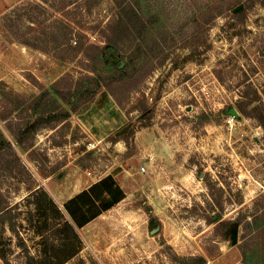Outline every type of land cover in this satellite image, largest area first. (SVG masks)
<instances>
[{"label": "rangeland", "instance_id": "rangeland-1", "mask_svg": "<svg viewBox=\"0 0 264 264\" xmlns=\"http://www.w3.org/2000/svg\"><path fill=\"white\" fill-rule=\"evenodd\" d=\"M34 1L0 0V112L5 93L11 101L12 93L32 99L68 73L75 80L90 75L100 87L60 131L37 133L48 158L40 170L0 119L1 137L31 173L27 182L0 170V191L14 204L41 186L78 223L82 249L66 264H190L198 256L206 264H242L241 248L244 264H264L259 239L245 231L264 210V0H240L238 10L227 6L232 0H164L163 15L150 0H99L72 23L47 9V23H69L72 41L101 46L96 32L111 7L123 17L139 46L123 42L122 33L103 52L108 63H90L91 71L80 54L66 62L16 39L10 21L13 30L26 20L13 22L15 7ZM131 75L135 91L123 107H109L104 85ZM110 197L118 200L104 210ZM34 208H22L16 231L36 254L38 238L18 226ZM13 229L0 218V251L20 264L25 257Z\"/></svg>", "mask_w": 264, "mask_h": 264}, {"label": "trees", "instance_id": "trees-1", "mask_svg": "<svg viewBox=\"0 0 264 264\" xmlns=\"http://www.w3.org/2000/svg\"><path fill=\"white\" fill-rule=\"evenodd\" d=\"M98 1L35 0L34 2H27L15 7L18 18L13 22H23L22 19L24 17L26 20L25 24L13 26L12 30L10 27L12 24L8 16L3 15V19H5V22L10 21L8 28L17 36V38L14 37L27 47L43 53H51L53 57L66 62L73 60L80 54L86 61L84 66L91 71L90 63L100 62L102 59H104L103 63H108L103 52L111 43H117L122 33L128 35L127 41L124 40L123 42H128L129 45L135 42L139 46L123 17L114 7H111V14L105 26L101 31L96 32L100 34L105 43L104 46H101L97 43H84L80 40L77 42L72 41V31H69V23L58 19V17L47 23L46 10L50 9L72 23L76 22V16L83 19V14H92L93 9L99 5ZM150 1L154 4L158 13L163 15L167 3L164 0ZM239 2L240 0H232L227 6H234V10ZM28 6L32 8L30 12L27 10ZM73 11L76 13L71 18L70 14L74 13ZM221 12L222 9L212 17L219 16ZM87 30L91 32V29ZM27 36H30V39H26ZM78 36L82 37V35ZM44 40L46 42L42 43ZM142 62V67H148L149 64H152L147 54ZM133 78H135L134 75L114 78L110 80V84L108 82L104 85L109 95L120 107H123L125 101L135 91L136 87L134 86L137 83L131 81ZM84 79H89L88 85L83 84ZM99 87V81L92 80L90 75H83L75 80L68 73L54 82L52 92L42 88L40 94L32 99L18 93H12L15 100L11 101L6 97L5 93L2 96L3 103H5L4 111L0 112V119L5 122L6 128L14 138L15 143L40 170L43 169L45 162H48V158L45 152L39 150L36 145L37 133L40 131H60L68 124L70 113L78 110L83 103L96 95ZM13 112L16 115L12 119L9 115L10 113L13 114ZM29 116L33 117L32 121L30 119L26 120ZM60 144L55 143L54 145L58 146ZM58 168V164L50 166L49 173L56 172ZM0 170L8 172L17 180L26 178L28 182L31 179V173L25 162L14 150L11 143L7 142L1 135ZM117 200V197L106 199L102 208L104 210L110 208ZM32 204L35 206V214H30L24 220L27 225L19 223L18 226L24 231L32 229V232L38 238L35 249L36 254L29 251L26 241L16 231L17 218L22 214V208H27L28 205ZM0 218L9 222L11 227L15 228L13 232L18 236V240L21 241L20 247L25 259L20 264H66L69 260L76 257L82 249L83 241L76 228L78 223L75 227L63 210L41 186L29 187L28 197L14 204L0 191ZM79 224L81 226V223ZM245 229V231H253V237L259 239L260 247L264 248V210L253 215L252 219L245 224ZM245 250L241 248L242 264H244V260L246 261ZM0 260L3 264H10L6 255L1 251ZM79 262L82 264L81 259ZM190 264H206V261L198 256Z\"/></svg>", "mask_w": 264, "mask_h": 264}, {"label": "water", "instance_id": "water-1", "mask_svg": "<svg viewBox=\"0 0 264 264\" xmlns=\"http://www.w3.org/2000/svg\"><path fill=\"white\" fill-rule=\"evenodd\" d=\"M240 7L241 6L239 5L238 7L235 8V10L240 9ZM229 115H231L234 118L238 116L237 113L235 112V110H233V109H230L229 110ZM237 233H238V229L237 228H234L232 230V244L233 245L237 244Z\"/></svg>", "mask_w": 264, "mask_h": 264}, {"label": "crops", "instance_id": "crops-1", "mask_svg": "<svg viewBox=\"0 0 264 264\" xmlns=\"http://www.w3.org/2000/svg\"><path fill=\"white\" fill-rule=\"evenodd\" d=\"M4 1V3L5 4H12V3H14L16 0H3ZM18 1V0H17ZM111 102H113L115 105H116V103H115V101L113 100V98L110 96V100L109 101H107V105L109 106V107H111ZM208 263V262H207ZM0 264H3L2 262H1V260H0Z\"/></svg>", "mask_w": 264, "mask_h": 264}, {"label": "built area", "instance_id": "built-area-1", "mask_svg": "<svg viewBox=\"0 0 264 264\" xmlns=\"http://www.w3.org/2000/svg\"><path fill=\"white\" fill-rule=\"evenodd\" d=\"M143 169V168H142Z\"/></svg>", "mask_w": 264, "mask_h": 264}]
</instances>
